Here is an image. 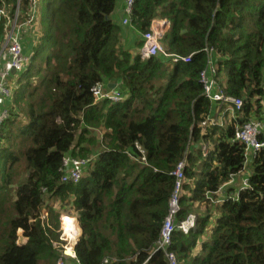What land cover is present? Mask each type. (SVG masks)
<instances>
[{
	"label": "trees",
	"instance_id": "16d2710c",
	"mask_svg": "<svg viewBox=\"0 0 264 264\" xmlns=\"http://www.w3.org/2000/svg\"><path fill=\"white\" fill-rule=\"evenodd\" d=\"M119 1L0 0V34L36 25L30 49L20 34L28 60L0 129V264H56L65 215L80 229L78 264H168L156 243L181 161L175 224L196 220L173 231L175 264H264V149L248 187L228 184L244 164L236 125L264 118V0H133L128 26L113 18ZM154 20L168 22L164 52L189 62L140 58ZM208 51L217 82L243 102L222 127L202 125L214 108L199 81ZM113 82L124 99H94ZM65 155L89 160L77 183L60 180Z\"/></svg>",
	"mask_w": 264,
	"mask_h": 264
},
{
	"label": "built area",
	"instance_id": "2783aa9c",
	"mask_svg": "<svg viewBox=\"0 0 264 264\" xmlns=\"http://www.w3.org/2000/svg\"><path fill=\"white\" fill-rule=\"evenodd\" d=\"M123 3V17L122 25H130L129 16L131 14L133 0H121ZM0 14H3L0 11ZM164 23H168L164 20H154L147 32L142 34L143 44L139 49V56L141 59H145L151 56H156L158 54L163 55L164 57H171L172 61H177L180 59L183 62H189L190 56L180 57L177 55H171L165 53L162 45L160 43V38L165 32ZM12 25H15L13 23ZM11 31L8 35V38L5 39L2 45V52L6 56L3 66L0 70V129L8 118V106H6V101L12 95L11 86L9 83L10 74L19 73L27 63V55L23 53L21 38L19 33ZM216 66L212 53L208 51L206 66L199 73V81L203 87V93L205 98L210 102L214 107L213 112L210 113L207 121L203 122L202 125H213L222 127L225 126L226 122L229 119L235 118V111L242 108L243 102L242 99L227 95L222 86L215 79ZM11 80L14 81L13 78ZM92 96L95 100L108 99L112 102L121 101L124 99V94H120L116 89H104L102 84H97L92 90ZM238 142L242 143L244 146V164L242 170L238 173L241 174V177L244 175V172L247 171L248 163L255 155V153L264 149V120L261 119H249L242 123V125L237 126L234 130V135L231 139V143ZM209 149L207 146L202 147V154L207 156ZM89 160L84 158H74L69 155H65L62 159L63 174L61 176V181H71L72 183H77L83 175L84 168L88 165ZM183 161L179 162L174 171L175 175V187L172 193V196L168 203V208L166 215L163 219V223L160 229L159 238L156 243V247L159 250H162L168 264H175L176 258L172 251L168 250V247L171 244L172 234L175 228L181 230L183 233H187L190 228L195 224V216L189 214L185 220L175 224L176 214L179 210V195L180 188L183 182ZM237 174V175H238ZM234 175L230 178L228 184H231ZM248 187V175H245L241 179L240 189ZM217 193V192H216ZM214 203H221L222 197H218L216 200H212ZM74 220L75 228L77 229V234L74 240H72L65 233L63 229L62 222H60L59 228V240L61 244L54 243V245L60 246L61 256L58 258L56 264H66L67 259H74V245L78 239V227L74 217H70ZM17 243L18 240H17ZM109 260L107 258L102 260L101 264H108ZM78 264V263H77Z\"/></svg>",
	"mask_w": 264,
	"mask_h": 264
},
{
	"label": "rangeland",
	"instance_id": "374dc122",
	"mask_svg": "<svg viewBox=\"0 0 264 264\" xmlns=\"http://www.w3.org/2000/svg\"><path fill=\"white\" fill-rule=\"evenodd\" d=\"M36 11H37V7L35 6H31V8H30V13L31 14H33L34 15V17H35V13H36ZM120 21H121V23H122V19H120ZM36 25L34 24V19H33V22H28L27 23V27H25V29L23 30V28L24 27H21L20 25H17L16 26V24L15 25H10V27L9 28H7L8 27V24L6 25V26H4V31H2V33L0 34V36L2 37V39H1V41H0V46H2L3 45V43H4V41H5V39L6 38H8V35H9V33L13 30V31H15V30H17L18 29V33H19V35L21 34H23V36H25L26 38H27V40H29V41H27V42H24L25 43V46H27V48L28 49H30V47L32 46V42H33V40H34V27H35ZM21 35H20V38L22 39V37H21ZM138 36H139V34H137L136 35V38H138ZM24 49H25V52H27V54H28V52H29V50L28 49H26L25 47H24ZM27 58H28V56H27ZM168 67L169 68H172V64L171 63H169L168 64ZM219 79H220V81L222 82V83H224L225 81H226V74L224 73V72H222L221 74H220V76H219ZM258 119H261V120H264V118H258ZM240 125H242V123L241 124H237L236 125V127L237 126H240ZM235 127V128H236ZM235 130V129H234ZM95 133L98 135V133H99V130H95ZM75 158H77V157H75ZM245 175H243L242 177H241V179L244 177ZM241 179H240V185H241ZM240 185H239V187H240ZM222 194H223V191L222 190H220V191H218L217 193H216V196H218V197H222ZM223 198V197H222ZM212 207H213V205H211L210 206V209H212ZM193 216H195V220H196V215L195 214H193ZM65 217H73V216H68V215H65ZM66 219V218H65ZM63 223H64V221H63ZM62 223V224H63Z\"/></svg>",
	"mask_w": 264,
	"mask_h": 264
},
{
	"label": "crops",
	"instance_id": "0c3cea01",
	"mask_svg": "<svg viewBox=\"0 0 264 264\" xmlns=\"http://www.w3.org/2000/svg\"><path fill=\"white\" fill-rule=\"evenodd\" d=\"M122 7H123V3H122V1H119L117 3V5H116V9H115L114 14H113V18L115 20L119 21L120 19H122V17H123ZM164 25H165V30H166L167 27H168V23H164ZM126 28H128L127 31H130L131 33L132 32L136 33V30H132L129 27H126ZM1 39H2V37L0 36V41H1ZM5 59H6V56L2 52V46H0V70H1V68L3 66V62L5 61ZM9 78H10L9 79V83H10L11 91H12V87H14V85H15L14 81L11 80V78H13V74H10ZM118 86L120 87V85L116 82V87H115L116 90H117ZM10 100H11V98L7 99L6 102H9ZM248 173L249 172H248V169H247V171L244 172V175H247ZM240 179H241V174H238L236 177H234V179H233L231 184H235V185L239 186L240 185ZM46 215H47V212L45 210H42V216L45 217ZM70 220H73V219H70ZM76 224H77V222H76ZM77 227H78V225H77ZM74 230H77V229L74 227L70 232L73 233ZM17 235H18V239H20V236L22 237L21 230L17 231ZM79 235H80V229L78 227V237H79ZM24 242H25V239L22 237V243H24ZM66 264H77V261H76L75 258L74 259H67L66 260Z\"/></svg>",
	"mask_w": 264,
	"mask_h": 264
},
{
	"label": "bare ground",
	"instance_id": "6f19581e",
	"mask_svg": "<svg viewBox=\"0 0 264 264\" xmlns=\"http://www.w3.org/2000/svg\"><path fill=\"white\" fill-rule=\"evenodd\" d=\"M66 218V217H65ZM65 220V219H64ZM63 220V221H64ZM70 220V219H69ZM63 223V222H62ZM65 225H63V229L65 231V233L68 235V237H70L72 240L75 239L76 234H77V230H74L73 233L70 232L74 227H75V223L74 220H70L64 223ZM75 235V236H74Z\"/></svg>",
	"mask_w": 264,
	"mask_h": 264
},
{
	"label": "water",
	"instance_id": "95a60500",
	"mask_svg": "<svg viewBox=\"0 0 264 264\" xmlns=\"http://www.w3.org/2000/svg\"><path fill=\"white\" fill-rule=\"evenodd\" d=\"M108 88H115L116 87V83L113 82V83H108ZM18 244H21L22 243V237L20 236V239H18Z\"/></svg>",
	"mask_w": 264,
	"mask_h": 264
},
{
	"label": "clouds",
	"instance_id": "9594fccd",
	"mask_svg": "<svg viewBox=\"0 0 264 264\" xmlns=\"http://www.w3.org/2000/svg\"><path fill=\"white\" fill-rule=\"evenodd\" d=\"M166 22H167V21H166ZM109 89H115V88H109ZM61 216H62V215H61ZM61 216H60V217H61ZM68 216H69V215H68ZM74 218H75V217H74ZM75 220H76V218H75ZM59 222H60V218H59ZM76 222H77V221H76ZM78 227H79V226H78Z\"/></svg>",
	"mask_w": 264,
	"mask_h": 264
}]
</instances>
